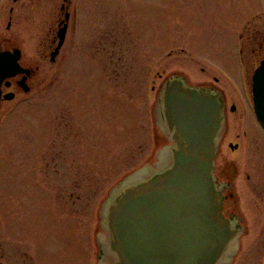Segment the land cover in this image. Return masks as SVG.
Masks as SVG:
<instances>
[{
  "label": "rangeland",
  "instance_id": "obj_1",
  "mask_svg": "<svg viewBox=\"0 0 264 264\" xmlns=\"http://www.w3.org/2000/svg\"><path fill=\"white\" fill-rule=\"evenodd\" d=\"M138 1L79 3L77 29L54 63L55 23L12 27L23 34L10 44L39 70L32 90L0 109V241L7 226V239L22 241L27 261L85 264L87 256L97 264L98 212L108 192L152 156L153 138L159 149L167 144L152 115L162 82L174 74L190 83L201 78L178 62L176 50L213 55L212 26L225 36L238 21L234 5Z\"/></svg>",
  "mask_w": 264,
  "mask_h": 264
},
{
  "label": "water",
  "instance_id": "obj_2",
  "mask_svg": "<svg viewBox=\"0 0 264 264\" xmlns=\"http://www.w3.org/2000/svg\"><path fill=\"white\" fill-rule=\"evenodd\" d=\"M65 32L64 26L51 61ZM19 58V51L0 53V84L23 73ZM252 81L264 130V63ZM153 118L167 144L108 192L98 212L97 264H231L241 227L237 216L222 213L223 185L215 175L225 130L221 93L170 75L158 91Z\"/></svg>",
  "mask_w": 264,
  "mask_h": 264
},
{
  "label": "flooded vegetation",
  "instance_id": "obj_3",
  "mask_svg": "<svg viewBox=\"0 0 264 264\" xmlns=\"http://www.w3.org/2000/svg\"><path fill=\"white\" fill-rule=\"evenodd\" d=\"M83 1L0 0V23L6 24L5 30L0 32V39L4 42L0 43V53H12L18 49V64L23 70V73L1 82L0 109L6 103L14 101L17 94L29 93L34 87L39 70L38 65L24 59L23 49L10 44L23 34L12 30L13 25L55 23L50 30L49 60L59 42L58 32L65 26V39L55 56L56 60L65 46L67 34L77 29L80 16L78 7ZM249 1L250 4L248 0H181L195 7L234 5L238 21L230 25L229 34L225 36L216 33L214 25L212 26L210 36L213 35L212 32L215 33L213 55L189 51L188 54L182 47L176 50L180 56L178 62H183V67H190L203 75L195 83L188 82L193 86L214 88L223 98L225 130L215 157V175L223 185L222 213L227 218L237 216L241 227L238 250L231 264H264V131L256 118L252 94L254 72L264 63V0ZM138 3H142L141 0ZM179 45L183 46L184 43L179 42ZM231 71L236 73L233 75ZM225 76L231 79L232 88L238 89L239 93H232ZM226 84L229 89L225 88ZM6 96L11 99L5 100ZM154 145H159V140L154 141ZM222 149L225 150L223 156ZM4 231L6 238L0 241V264H38L25 259L27 256L21 240L13 243L7 239V226ZM81 259L79 264H83ZM42 263L53 264L50 258ZM84 263L87 264V256Z\"/></svg>",
  "mask_w": 264,
  "mask_h": 264
},
{
  "label": "bare ground",
  "instance_id": "obj_4",
  "mask_svg": "<svg viewBox=\"0 0 264 264\" xmlns=\"http://www.w3.org/2000/svg\"><path fill=\"white\" fill-rule=\"evenodd\" d=\"M148 164H150V162Z\"/></svg>",
  "mask_w": 264,
  "mask_h": 264
}]
</instances>
